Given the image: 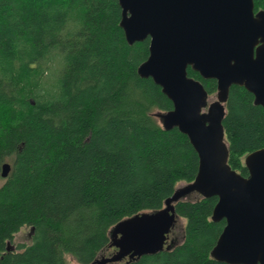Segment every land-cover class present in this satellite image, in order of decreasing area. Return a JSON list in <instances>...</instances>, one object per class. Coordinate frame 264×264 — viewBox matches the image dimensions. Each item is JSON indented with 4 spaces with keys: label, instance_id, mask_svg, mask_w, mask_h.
I'll return each mask as SVG.
<instances>
[{
    "label": "trees",
    "instance_id": "16d2710c",
    "mask_svg": "<svg viewBox=\"0 0 264 264\" xmlns=\"http://www.w3.org/2000/svg\"><path fill=\"white\" fill-rule=\"evenodd\" d=\"M121 18L118 0H0V179L11 165L0 187V264H93L117 223L164 208L197 176L189 138L158 118L172 102L137 72L150 39L129 45ZM188 73L216 94L215 80ZM223 126L228 163L248 176L245 157L264 148V108L234 85ZM217 202H178L182 241L130 264H227L211 257L226 225L212 221ZM24 227L30 243L12 248Z\"/></svg>",
    "mask_w": 264,
    "mask_h": 264
},
{
    "label": "water",
    "instance_id": "95a60500",
    "mask_svg": "<svg viewBox=\"0 0 264 264\" xmlns=\"http://www.w3.org/2000/svg\"><path fill=\"white\" fill-rule=\"evenodd\" d=\"M129 45L150 39L138 67L173 104L158 114L162 127L179 129L199 156L195 180L177 187L164 208L137 214L110 230L114 253L93 264H125L170 250L178 222L175 205L197 194L217 197L212 221L226 225L211 257L227 264H264V148L245 158L248 176L233 170L223 122L232 86L244 87L264 108V10L254 0H118ZM217 82L216 100L188 69ZM11 171L9 163L2 177Z\"/></svg>",
    "mask_w": 264,
    "mask_h": 264
},
{
    "label": "rangeland",
    "instance_id": "374dc122",
    "mask_svg": "<svg viewBox=\"0 0 264 264\" xmlns=\"http://www.w3.org/2000/svg\"><path fill=\"white\" fill-rule=\"evenodd\" d=\"M50 80H52V79H50ZM215 100H216V94H214L213 96L210 97V102L215 101ZM244 163H245V161H244ZM1 178H2V176H1ZM3 179L4 178L0 179V187L5 182ZM183 185H185V183H181L178 187L183 186ZM195 197H199V195L193 194L189 198L194 199ZM184 224H185V220L179 218L178 222L175 225V228L172 231L171 238L177 237V244L180 243L183 239ZM30 241H31V228L24 227L15 236V239L13 240V247L12 248H14L16 245L21 244V243L29 244ZM111 249H109L107 252L102 254V256L108 257L111 254H113L115 250H113V249L111 250ZM102 256L100 258H102ZM68 263L69 264H78L71 256L68 257ZM117 263H119V262H114V263H110V264H117Z\"/></svg>",
    "mask_w": 264,
    "mask_h": 264
},
{
    "label": "flooded vegetation",
    "instance_id": "af4514ba",
    "mask_svg": "<svg viewBox=\"0 0 264 264\" xmlns=\"http://www.w3.org/2000/svg\"><path fill=\"white\" fill-rule=\"evenodd\" d=\"M171 235H172V233L170 234V236H169V243H171V242H174V244H173V246H175V245H177V237H175V238H171ZM32 236V235H31ZM102 257H104V256H102ZM127 262V259L126 260H124V261H122V262H119V263H117V264H125Z\"/></svg>",
    "mask_w": 264,
    "mask_h": 264
}]
</instances>
